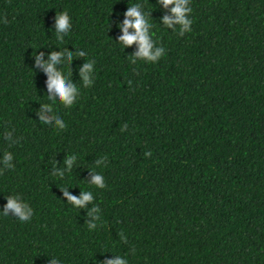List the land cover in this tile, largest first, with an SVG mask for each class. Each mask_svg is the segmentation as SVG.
<instances>
[{
    "label": "trees",
    "instance_id": "obj_1",
    "mask_svg": "<svg viewBox=\"0 0 264 264\" xmlns=\"http://www.w3.org/2000/svg\"><path fill=\"white\" fill-rule=\"evenodd\" d=\"M135 5L153 48H164L155 63H133L138 45L120 44L118 25ZM173 6L0 0V264H264V0H189L183 36L163 24ZM63 12L71 29L60 42ZM64 49L85 52L71 76L67 61L57 65L79 90L71 107L48 99L36 66L40 53L48 61ZM43 105L53 107L48 123ZM64 189L94 199L75 207ZM7 196L32 209L30 221L3 214Z\"/></svg>",
    "mask_w": 264,
    "mask_h": 264
},
{
    "label": "clouds",
    "instance_id": "obj_2",
    "mask_svg": "<svg viewBox=\"0 0 264 264\" xmlns=\"http://www.w3.org/2000/svg\"><path fill=\"white\" fill-rule=\"evenodd\" d=\"M160 3L167 8L169 5H174L171 7V16L165 15L163 17V24L171 28L174 24L179 25V34L184 35L185 32L191 30L192 21L186 18V13H191L192 9L186 7L189 0H159ZM125 19L122 25H118L122 29L123 35L119 37L120 44L122 46H130L133 43L138 45V51L132 58L133 63L136 60H144L146 62H157L162 54L164 53L163 47L153 48L154 41L152 36L149 34V21L144 13L140 11V5H135L129 7L127 12L124 14ZM7 23V20L4 21ZM133 29L132 33L129 29ZM71 29V21L67 12L57 13L55 17V33L56 37L60 42H63L64 37L68 35ZM175 31V30H174ZM43 53L36 56V66L43 68V70L48 75L47 88L48 92L53 94L48 96L49 100L53 101V104L58 100L65 107H71L77 96L79 95V90L75 84L71 82L70 79L66 78L63 73L57 68L58 64L68 62V67L74 58L85 56V52L81 50H76L75 53L69 52L66 49L56 52L53 51L49 56L48 61L43 59ZM35 56V55H34ZM94 67V61L86 62L82 68H80V75L82 77V82L84 87H89L93 84V80L89 79V74L92 73ZM69 75L71 76V69L69 67ZM44 112L53 113V107L51 105H43L39 113L41 121L48 123L45 119ZM55 119L56 126L60 129L66 127L62 119L59 116L52 115ZM127 127V125H125ZM123 130V129H122ZM6 138L11 140L12 134L6 133ZM146 155H151V153H146ZM76 159L75 156H69L65 160V165L67 169L72 168L73 161ZM13 156L9 152H5L3 156V165L5 168H12ZM65 172L63 170L58 171L56 176L63 178ZM91 184L98 188H104V178L100 174H94L92 176ZM64 196L70 204L75 207H83L87 203H91L94 199L93 195L89 191H82L81 196L77 198L76 196L70 195L67 189L62 190ZM98 208L93 207L92 211L89 213L90 216L96 213ZM12 213L20 221L27 222L30 221L32 217V209L24 203L19 196H7V204L4 207L3 214L5 216ZM89 229H95L97 227L96 223H88ZM123 239V233L121 234ZM51 264H59L58 260L52 259ZM99 264H127V261L120 256L116 259L103 260Z\"/></svg>",
    "mask_w": 264,
    "mask_h": 264
}]
</instances>
